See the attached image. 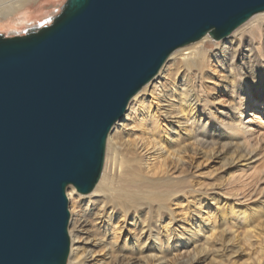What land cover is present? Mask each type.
<instances>
[{
  "label": "water",
  "instance_id": "95a60500",
  "mask_svg": "<svg viewBox=\"0 0 264 264\" xmlns=\"http://www.w3.org/2000/svg\"><path fill=\"white\" fill-rule=\"evenodd\" d=\"M264 0H67L0 34V264H67V189L99 183L107 139L170 55L219 41Z\"/></svg>",
  "mask_w": 264,
  "mask_h": 264
},
{
  "label": "bare ground",
  "instance_id": "6f19581e",
  "mask_svg": "<svg viewBox=\"0 0 264 264\" xmlns=\"http://www.w3.org/2000/svg\"><path fill=\"white\" fill-rule=\"evenodd\" d=\"M38 1L0 0V29L33 25L30 17L8 26L1 23ZM211 39L214 40L206 35L174 51L158 74L132 98L108 136L102 177L92 194L82 197L74 186L68 187L72 204L67 264H178V256L191 246L211 239L209 234L212 237L218 227L217 214L228 205L223 201L225 205L219 204L215 207L217 212H213L208 204L196 205L193 199L194 191L197 192L194 181L198 179L194 180L191 173L195 160L204 165L217 158L225 161L222 172H230V176L221 177L225 183L216 188L230 187L227 192L248 193L242 198L244 201L235 199L238 208L236 202H229L223 212L244 220L243 227L253 224L250 213L254 210L260 221L245 236L255 240V249L242 256L247 257L246 264H261L264 260V125L260 123L264 100L256 95L264 87V12L254 15L220 43ZM220 93L226 94L228 101ZM256 158L261 167L255 176L246 179L245 175L233 174L235 167H246L245 163ZM253 184L256 188L251 190ZM143 198L157 203L158 212L167 210L170 215L155 236L147 225L148 217L143 226L138 220L137 210L142 208L138 201ZM108 200L119 206L118 216L113 212L105 215ZM217 202L212 197L213 205ZM99 204L104 205L99 208ZM84 206L96 211L88 217ZM134 211L137 214L131 213ZM204 247L200 248L202 255L207 251ZM167 255L173 258L169 262Z\"/></svg>",
  "mask_w": 264,
  "mask_h": 264
},
{
  "label": "rangeland",
  "instance_id": "374dc122",
  "mask_svg": "<svg viewBox=\"0 0 264 264\" xmlns=\"http://www.w3.org/2000/svg\"><path fill=\"white\" fill-rule=\"evenodd\" d=\"M66 1L67 0H39L38 2H33V3H31L30 5H28L26 7V9L24 10V12H22V13L16 15V16H14V17H12V18H10L9 21H4V22L1 23V24H4V25H7L8 26V25L16 24L17 22L20 21V19L23 20L25 17H30L32 19L31 22H35L33 25H25V27L23 29H16V28L14 30H10V29H0V34L3 33V34H6L7 36H9V34H11V35H17L20 32L19 35H22L23 32L25 30L29 29V28H33L35 26H38V24L46 23V21L51 22V19H53L54 17L58 16L61 13L62 8L65 5ZM39 16H41V17H39ZM221 41L212 40V42L215 43V44L220 43ZM200 95L202 96V94H199V96ZM220 95H221V98L224 101H228V98L229 97L226 96V94L220 93ZM227 103H229V102H227ZM255 113H257V112H255ZM258 113H259V115H261L262 112L259 111ZM224 117H226V116H224ZM248 118H251V117H248ZM261 120L262 121H260V123L264 125V116L261 117ZM106 152H107V147H106ZM231 154L232 153H229V156ZM106 155H107V153H106ZM197 160H199V159H197ZM199 161H196L195 160L194 166L191 168V173L194 174V178H195L194 180H196L198 178L196 181H194V184H196V185H194V187H195V190L197 191V192L194 191V198H193L194 201H195L194 203H196V205H198L199 203H202L203 206H205V205L208 204L209 206H211V208H213L212 209L213 212H217L216 211V208H217V206L219 204H221V206L223 207L225 205V203H227L228 205L226 204L227 206L225 208H228L229 202H232V203L236 202L235 204L237 205L236 207L238 208L239 207V205H238L239 202L237 203V201L239 199H241V201L246 200V199L243 200L242 198L248 194L247 192L246 193H243V192H235V191L234 192H227V190L230 187H221L220 190L218 188H216L220 184H222V186H223L224 183H225V181H222L223 179L220 180L221 177H225L224 179H226V178H228L230 176V175H228V174H230V172L228 174H225L224 172H222V170H223V164H224L225 161H222L221 159L217 158V159L208 161V163H204V165L199 164ZM198 165H200L201 167L198 166ZM244 165H246V167H240L242 165H240L239 167H235L234 166L235 168H234L233 174L235 176H238V175L239 176H243V175H245V178L246 179L247 178L250 179L251 177L255 176V173L256 172L258 173L260 171V167H261V163L258 162L257 158L248 161ZM255 182L256 181H254L253 183H255ZM197 184H199V185H197ZM201 184H202V186H200ZM198 186H199V189L200 190L197 188ZM255 188H256L255 187V184H253V187L251 186L250 189L252 190V189H255ZM209 190H211V191L209 192ZM219 191L222 192V193H220ZM215 192H218V193H215ZM225 192L228 194L227 196L225 195ZM238 194H239V196H237ZM77 195L78 196H82L80 194H77ZM89 195H84L82 197H87ZM195 196H196V198H195ZM67 197L69 199V210H70V207H71V204H72V197L68 195V192H67ZM212 197L217 198V201L219 202V203L217 202V205H213V203H212ZM144 199L145 198H143V200H141V201H138V202L141 203V207H142V208H139L137 210V213L138 214L135 211L134 212H131V213H136L137 214L138 220H140V221L142 220V226H143V223L146 220L145 217H148L149 219H147V222H148L147 225L151 228L152 235L155 236L157 234V231L159 229V226L163 227V226H165L167 224V220L170 218L168 216H170V215H169V213H168L167 210L166 211L163 210L161 212H158V204L157 203L147 202V200L145 201ZM250 202L252 203L253 201H249V203ZM105 203H104L105 205L104 204H99V208L102 205H104V208H105L104 213H105V215L106 214H110V213L113 212L114 214H116V216H118L119 206L116 204V202L115 201L108 200ZM148 204H150V205H148ZM221 206H220V209H223V208H221ZM82 209H83L84 212H86V213L88 212L87 213L88 217L90 215H92L91 212L96 211V210L92 209L91 206L90 207H85L84 206ZM223 210H220V213L217 214V219H216V223L217 224H216V226H218V227L216 229L217 231L215 230V232L217 234L214 232L212 234V237H211V234H209L210 235L209 238H211L209 241L203 240V241L199 242L196 246H194V245L191 246L188 249V252L189 253L188 252H185L184 254L182 253V255H186V256H182V255L181 256H178L179 257V260L181 258V260H180L179 263H181V264H183V263L184 264H189V263L190 264L191 263L192 264H246L247 257H243L242 254H248V253H250V251H253V249H255L253 247H255L256 245H255V240H249L245 236H247V230L248 229L254 230L255 228H253V227L258 226L259 223H260V221L258 219L257 211L254 210V211H252V213H250V217L252 219H254L253 224H251L250 227H245V226L243 227V225L245 224L244 223L245 222L244 220H241V219L239 220V218H235V215H231L230 212L224 213ZM108 211H111V212H108ZM224 211H226V210H224ZM194 213H196V212H194ZM222 214H225V216H223ZM154 215H155V217H154ZM156 220H158V221H156ZM255 220H256V222H255ZM232 224H233V226H232ZM227 225H229V227ZM254 225H256V226H254ZM230 227L233 228V230H231ZM69 229H70V225H69ZM215 235L217 236V238H216ZM219 235H220V237L222 236L221 239H220ZM145 236H147V238H148V234H146ZM154 240H155L154 238L152 240H150L147 245H149V247H151V244L154 242ZM217 242H218V245H217ZM238 242H240V243L238 244ZM204 243H205V245H204ZM222 243H224V244H222ZM220 244L222 245V247H221ZM204 246L205 247L207 246L206 247L207 248V251H204L205 254L202 255V253L200 254L199 252L201 251V249ZM246 246L249 248V251H248V249H247ZM251 247H252V249H251ZM192 249H193V251H192ZM214 250H216V251H214ZM197 251L199 253L198 254L199 256L197 255V258H195L194 257V254L196 255ZM208 255H210V256L208 257ZM216 255H217V257H216ZM166 257L168 258V262H169V260L171 261L173 259L169 255H167ZM191 257H193V258H191ZM198 257H200V258H198ZM190 259H192V260H190ZM186 260H188V261H186ZM184 261H186L187 263L184 262ZM262 262H261V264H264V260H262Z\"/></svg>",
  "mask_w": 264,
  "mask_h": 264
},
{
  "label": "snow or ice",
  "instance_id": "6c2138e0",
  "mask_svg": "<svg viewBox=\"0 0 264 264\" xmlns=\"http://www.w3.org/2000/svg\"><path fill=\"white\" fill-rule=\"evenodd\" d=\"M256 95H257L260 99L264 100V87L258 89Z\"/></svg>",
  "mask_w": 264,
  "mask_h": 264
}]
</instances>
